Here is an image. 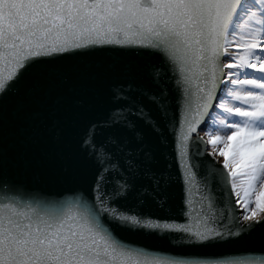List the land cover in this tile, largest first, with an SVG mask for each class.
Here are the masks:
<instances>
[{
  "label": "snow or ice",
  "instance_id": "1",
  "mask_svg": "<svg viewBox=\"0 0 264 264\" xmlns=\"http://www.w3.org/2000/svg\"><path fill=\"white\" fill-rule=\"evenodd\" d=\"M0 264H264V0H0Z\"/></svg>",
  "mask_w": 264,
  "mask_h": 264
}]
</instances>
